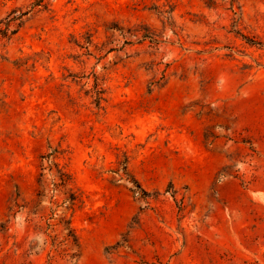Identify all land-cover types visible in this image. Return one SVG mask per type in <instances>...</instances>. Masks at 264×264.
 I'll use <instances>...</instances> for the list:
<instances>
[{
	"label": "rangeland",
	"instance_id": "rangeland-1",
	"mask_svg": "<svg viewBox=\"0 0 264 264\" xmlns=\"http://www.w3.org/2000/svg\"><path fill=\"white\" fill-rule=\"evenodd\" d=\"M0 264H264V0H0Z\"/></svg>",
	"mask_w": 264,
	"mask_h": 264
},
{
	"label": "trees",
	"instance_id": "trees-1",
	"mask_svg": "<svg viewBox=\"0 0 264 264\" xmlns=\"http://www.w3.org/2000/svg\"><path fill=\"white\" fill-rule=\"evenodd\" d=\"M234 1V0H233ZM37 6V5H36ZM25 14H23L24 16ZM104 90L100 89L97 91L96 93V101H97V106H100L101 102L104 100ZM54 153H57V151H54ZM55 158L54 155H49L46 157V159L48 160V162H52V159ZM72 182V177L69 173H67L66 171H64L63 169H58V182L54 183V187L56 188V190H58L59 188H65L68 185H70ZM134 185H135V189L132 190L133 193L136 196H140V195H147L149 196L140 186V184L137 181H134ZM67 202H69L72 206H75L79 203H82V196L77 194V193H71L69 198L67 199ZM69 239H73L76 238L74 236V234L72 233V230L69 231Z\"/></svg>",
	"mask_w": 264,
	"mask_h": 264
}]
</instances>
